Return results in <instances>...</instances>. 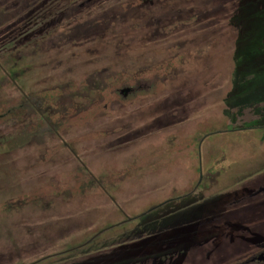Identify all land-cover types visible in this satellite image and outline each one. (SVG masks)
Here are the masks:
<instances>
[{"label": "rangeland", "instance_id": "1", "mask_svg": "<svg viewBox=\"0 0 264 264\" xmlns=\"http://www.w3.org/2000/svg\"><path fill=\"white\" fill-rule=\"evenodd\" d=\"M239 4L0 1V264H104L106 253L166 264L188 247L183 264L237 263L230 238L210 255L202 240L234 237L247 208L249 221L264 220L253 201L264 192L248 194L264 186V75L234 69L236 45L248 53L250 43L249 64L264 68V10L238 29L223 17ZM28 6L43 19L23 28ZM18 87L36 111H21ZM88 240L89 252L58 255Z\"/></svg>", "mask_w": 264, "mask_h": 264}, {"label": "trees", "instance_id": "2", "mask_svg": "<svg viewBox=\"0 0 264 264\" xmlns=\"http://www.w3.org/2000/svg\"><path fill=\"white\" fill-rule=\"evenodd\" d=\"M0 1H2V0H0ZM67 4H68V1H66V3L65 4H63L64 6V9L67 7ZM2 6V5H1ZM0 6V7H1ZM64 9H61V10H64ZM28 10H33V11H28ZM261 10H264V0H240V4L238 5V6H236L233 10H230L231 12V15H225L223 18H224V20H226V21H228L227 22V24L228 25H232V26H239V27H236V28H240V25L243 23L242 22V20H243V18H244V15H246L247 13H250V16H252V13L253 12H262ZM51 13H55V12H51ZM229 13V14H230ZM20 27H23V28H27L28 27V24L30 23V22H33L35 19H37V18H41V19H43V17H41L40 16V14H37V13H35L34 12V7H27V8H23L22 9V11H20ZM263 15V13H261V14H258V17H261ZM227 16H229L228 18H227ZM67 19H69L68 17H66ZM66 18L64 19V18H56L55 20H54V22L57 24V25H59V24H62V27L63 26H65L66 24H68L69 22L67 21L66 22ZM54 27H57V26H54ZM54 27H53V30H54ZM42 30V29H41ZM103 33V32H102ZM263 35L264 36V29H262V31H260V33H258V36L257 37H259V35ZM260 35V38L262 37ZM94 36V35H93ZM103 36H104V34H96L94 37H96L97 38V40H99V39H101L102 41H99V42H103L104 41V43H106V40L104 39L103 40ZM259 38V39H260ZM81 41L82 40H80V41H77V42H74L75 43V45L76 44H79V43H81ZM120 41V40H119ZM116 42V41H115ZM261 42V40H256L254 43L255 44H259ZM73 47L74 45H71V44H66L65 45V47L66 48H70V47ZM77 47H79L80 45H76ZM121 47H125L124 45H122V43H120V45H119V48H121ZM248 47L250 48V54H249V52L248 53H245V51H246V48L245 49H243L242 48V46H237L236 45V50H234V54H237V55H235V58H236V65H235V67L237 68L238 67V65H239V68H234L235 69V71L236 70H238L239 72H241V73H246V77H247V80L250 78V75L251 74H253V73H255V72H257L258 73V71H259V73H261V74H263L264 75V72H261V71H264V68H260V67H257V68H252V65L253 64H249V58L250 57H252V55L251 54H253L252 52H251V48H252V45H251V43L248 45ZM59 49H61V48H56V51H58ZM64 49V48H63ZM237 51H239V52H237ZM237 52V53H236ZM249 54V55H248ZM109 57H111V56H109ZM112 59H114L115 58V55H113L112 57H111ZM181 62V61H180ZM194 67V66H193ZM196 68V65H195V67H194V69ZM1 70V69H0ZM192 70V69H191ZM197 70V69H196ZM141 73V71H134V73H132V75L134 76V78L136 77V76H139V74ZM147 74L148 73V71L147 72H142V74ZM193 75V74H192ZM192 75L191 76H188L187 77V79H189V78H191L192 77ZM141 77V76H140ZM200 77V76H199ZM199 77H197V78H199ZM106 78H108V80H109V82L110 81H112V82H115V81H117L118 82V74H117V72H115V71H113L112 72V75H109L108 77H106ZM198 80V79H197ZM128 85H131V83L130 84H128ZM203 85H204V87H203ZM205 85L206 84H204V82H202V81H200V80H198V81H196L195 83H194V86L199 90V89H205ZM132 88V87H131ZM18 91H19V95H20V102H19V104H18V106H19V108L21 109V111H23L24 109V107L26 106V105H31L32 106V109H34L35 111H36V107H35V105H34V103L32 102V104L30 103V100H29V97H27V94H26V92H25V90L24 89H22L21 87H18ZM54 98V94L52 93V92H49V93H46V94H43L42 95V97H39L40 99H43V100H47V98ZM33 101V100H32ZM49 104L51 103V101L50 102H48ZM34 105V106H33ZM37 112L40 114V116L42 117V119L44 120V114L42 113V112H39L38 110H37ZM60 117H62V116H60ZM20 136H21V138L20 139H22L21 140V142H23L24 140H23V137H24V132H21L20 133ZM94 178V180H95V182H97V178L95 177V176H93ZM99 181V180H98ZM143 213H145V212H143ZM142 213V214H143ZM114 225V224H113ZM118 225H120V224H116L115 223V225L113 226V227H115V226H118ZM103 231H105V230H103ZM89 243H90V240H88L87 242H85V243H82L81 245H78V246H76V247H74V248H72V249H70V251L68 250L66 253H61V254H58V255H60L61 257H65L66 255H71V254H75V253H77L78 251H80V250H82V252L83 251H86V252H89V250H91L92 248L91 247H89V248H87L86 250H85V248L86 247H88L89 246ZM81 252V251H80ZM111 253H113V252H111ZM97 254V253H96ZM95 255V254H94ZM102 255V257L100 258L101 259V263H104V264H113V263H119V262H116L115 261V259L117 258V257H115L114 258V256H112L111 254H109V253H106V254H101ZM50 257H54V256H49V255H47V256H44L43 258H41L40 260L39 259H36V260H34V261H30V262H27V263H24V264H41L42 263V260H44V259H48V258H50ZM91 257V256H90ZM95 257V256H94ZM105 258H106V260H105ZM96 263V260L95 259H93V258H87V259H83V260H75V261H73V262H71L70 264H95ZM140 264L139 263V261H132V264ZM65 264H67V263H65ZM96 264H98V262L96 263ZM120 264H122V263H120Z\"/></svg>", "mask_w": 264, "mask_h": 264}, {"label": "flooded vegetation", "instance_id": "3", "mask_svg": "<svg viewBox=\"0 0 264 264\" xmlns=\"http://www.w3.org/2000/svg\"><path fill=\"white\" fill-rule=\"evenodd\" d=\"M264 192V186H258L257 190H249V195L253 196L255 194H259ZM259 197L261 199H255L253 201L256 200L255 205L254 206H258L262 208V210L264 211V194L263 195H259ZM235 201L231 202L230 207L232 204H234ZM228 207V208H230ZM227 208V209H228ZM248 210L249 208H247L246 210H244V214L242 216V219L240 220L242 223V226L240 228H238L235 232L236 235H234V237H231L232 235L225 233V232H221L220 237L217 236V238L219 239L218 241H215V239L213 238L214 236H209L207 238H203L202 242H204V240L206 241H210L209 244L210 246L208 248L203 249V254H211L213 253L215 250L218 252V250L221 248L217 246V244H219L220 246H222V239L223 236L225 235L228 238L231 239V243L235 244L236 247L234 248V251L237 254L234 255L235 253H233L230 259H227V261H235L237 262L236 264H264V231L262 232H256L252 235L249 234V229H251L252 227L257 226L258 228L261 227V229H264V220H258L256 223H254L253 221H249L248 219ZM226 215H220V216H216L211 218L210 220L213 222V220L218 221L220 218L225 217ZM214 223V222H213ZM212 223V224H213ZM214 241L216 242V246L214 244ZM259 241H261L262 247H257ZM252 244H254V246H252ZM191 247V246H190ZM227 247V246H226ZM190 248H184V251H182L183 253L181 254H175V253H166V257L163 258V263L166 264H183L186 262L187 257H190V254H188V250ZM191 256H195V255H191ZM230 257V256H229ZM183 261V263H182ZM189 264V263H186ZM214 264H218V262L214 263Z\"/></svg>", "mask_w": 264, "mask_h": 264}, {"label": "water", "instance_id": "4", "mask_svg": "<svg viewBox=\"0 0 264 264\" xmlns=\"http://www.w3.org/2000/svg\"><path fill=\"white\" fill-rule=\"evenodd\" d=\"M130 91H131V88H129V87H125V88L120 89V90H119V93H120L122 96H126V94H127L128 92H130Z\"/></svg>", "mask_w": 264, "mask_h": 264}]
</instances>
